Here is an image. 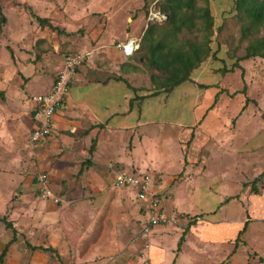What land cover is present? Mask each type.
Masks as SVG:
<instances>
[{"label":"crops","instance_id":"crops-1","mask_svg":"<svg viewBox=\"0 0 264 264\" xmlns=\"http://www.w3.org/2000/svg\"><path fill=\"white\" fill-rule=\"evenodd\" d=\"M2 1L0 5L4 21L0 23V100L13 107L11 110L14 109V127L17 128V133L11 137V141L16 138L18 141L24 139L25 152H18L21 161L17 166L21 163V171L24 172L22 183L12 180L18 179V173L9 178L5 171H0V210L5 214L12 202V182L17 189L21 185L19 192L22 194L16 199L9 216L16 220L13 226L26 237L27 246L41 247L42 249H37L41 254H56L58 244L70 235V244L73 241L82 245L86 259L84 264H119V245L123 246L124 243L128 250L145 252L146 264H264V182L261 181L263 190L259 188L254 193L250 186V193L246 192L241 181L250 180L253 174L250 172L244 177L247 169L244 171L239 167L234 173L238 177L236 183L240 190L239 193L232 192L230 185H234L233 175L223 166L224 161L222 160L217 170L210 168L215 155H219V160L226 155L225 149L230 151L227 156H232L235 161L230 145H216L214 151L206 153L207 157H201L197 148L198 137L188 142L189 145L185 144L196 132L192 126L197 122L196 118L201 110L196 117L193 116L189 125L178 122V131L172 137L170 131H167L169 120L164 114L163 106L173 89L151 94L153 89L150 81L147 84V77L140 81L143 74L134 73L131 68L127 69L129 72L121 74L103 65L104 62L110 64L108 55L120 60V64L124 61L123 58L127 60L129 56L109 45L115 39H138L141 29L135 34L130 30L124 31L120 37L106 40L103 39V32L94 42V49L87 58V63H93L95 53L97 55L103 52L101 67L87 66L84 60L69 85L67 95L53 115L51 134L38 142H31L29 136L38 122L33 117L34 104L30 97L50 91L54 76L52 73L63 66L59 51L61 45H51L54 55L47 52L49 59L55 57L53 62L47 65L45 61H35L36 41L40 42L43 54L47 46L42 47V43L45 44L46 40L28 36L25 25L29 21L18 12H15L16 26L10 27ZM34 4L42 5L43 10H54L52 0H30L26 3L32 8H35ZM82 9L84 18L80 25L87 26L91 21L85 18L88 16L86 8ZM53 22V19L50 20L51 24ZM32 28L31 31L36 29ZM63 30L68 34L67 29ZM56 35L61 34L56 32ZM72 39L74 40L62 47L74 50L78 48L87 54L88 49L83 46L86 42L84 36ZM105 53L108 55L105 56ZM45 56L43 54L44 58ZM117 68L119 69V64ZM135 80L140 81V84L135 85ZM187 91L190 90L187 88L182 94L187 95ZM20 110L22 116L17 119L16 111ZM92 144L94 146L90 150ZM13 161L14 157L6 159V163L3 160V163L11 167ZM174 162L179 163L176 173H183V177L175 178L178 182L173 180L175 174L169 173L173 170ZM14 164L16 163L13 166ZM1 167L4 168L3 165ZM119 167L134 171L150 168L160 172L162 180L155 182L151 190L161 197L163 211L166 214L176 211L181 214L183 221L192 222L183 223L179 219L178 225L157 224L152 226L146 239H126L123 218L133 215L141 226L144 216L135 198L131 199L127 195V191L131 189L112 185L114 169ZM251 167L252 164L248 169ZM260 171H256V175ZM42 172L48 175L50 189L60 197V202L54 203L49 199L40 200L36 197V176ZM177 188H181L180 194L177 193ZM216 195L219 205L212 212L205 210L204 215L203 209H209L207 205L211 197ZM244 195L246 201L254 200L256 203L255 212L243 205V219L237 221L221 211L231 197L235 199L239 196L242 205ZM133 203L135 206L130 207ZM68 221L73 228L66 232ZM75 223L76 228L73 226ZM241 231L243 232L237 241ZM10 235L8 239H11L12 232ZM181 237L182 242L177 249ZM8 239L5 233L3 244ZM145 243L148 247L143 250ZM138 253L137 258L141 262ZM123 264L135 262L127 260Z\"/></svg>","mask_w":264,"mask_h":264},{"label":"rangeland","instance_id":"rangeland-1","mask_svg":"<svg viewBox=\"0 0 264 264\" xmlns=\"http://www.w3.org/2000/svg\"><path fill=\"white\" fill-rule=\"evenodd\" d=\"M1 1L2 0H0V2ZM28 1L30 0H3L2 3L5 6L4 14L7 16L10 27L16 26L15 23L17 22V18L15 12L20 13L26 18V21H29L25 25L27 29L26 34L28 36H35L38 40L44 38V40L47 41H45V44L42 43V47L47 46V48L44 49V55L47 56V52L52 53V46L55 44L61 45L59 50L60 56L62 57L61 60H64L68 55L78 53L86 55L78 48L74 50L71 48L64 49V47H62L65 44L67 45L71 40H74L72 37L84 36L86 42L83 46L88 49L86 51L88 55H86V62H84V64H87V66L101 67V62H103L101 59L104 57L103 52L96 55L93 50L95 53V60L93 63H87V58H89V54H91L92 49H94V42L102 36L103 32V39L106 40L110 37H120L121 33L124 31L130 30L131 33L135 34L141 29V32L138 34L139 46L131 55H128L129 57L126 58L127 60L123 58L124 61L120 64V60L117 61V59L110 57L106 52L105 56L108 55L107 59L110 64L104 62L103 65L109 70L119 71L121 74L129 72L127 69L131 68L134 73L139 72L143 74L144 77L140 76L142 78L140 80L141 82L146 76L148 85L150 81V73H159L157 70L150 68L145 60L140 57L145 53V49H140V40L142 34L146 31L149 22L155 23V25L164 24L166 15H156L159 13V5L157 4L162 0H52L54 5L53 11L43 10L42 5L39 4H34V6H36L35 8H32L26 5ZM198 4H203L202 0H199ZM208 4L213 15V27L211 33L208 35L210 52L205 60H203L201 64L191 72L192 80L187 81V83L183 82L174 87L165 100V106H163V109L167 120H169L167 131H170L173 137L178 131L176 128L178 122H186V124L188 123L187 125H189L193 121V116L195 115L196 117L201 110V114L196 118L197 122L195 121L192 126V129L196 132L192 138H189L188 141L185 142V144L187 145L188 142L190 143L198 137L197 148L198 152L201 153V157L205 155L207 157L208 153L214 151L213 149H215L216 145H230L231 152L235 154V161H233L232 156H227L230 151L225 149L224 153L226 155L220 160L218 159L219 155H215V165L212 163L210 168L217 170L223 160V166H225L227 171L233 175L232 179H234V181H232V184L234 185H230V190L235 193H239L240 187H238V184L236 183L238 177L235 175L234 171L238 170L239 167H242L244 171L247 169L246 173L243 175L244 177L252 172L253 176L252 178L250 177V180L241 181L242 187L246 188V192L250 193L248 189L252 186L250 185V182L257 176L255 172H258L259 170H261L260 172L264 171V58L254 57L240 60L239 67L233 68L232 71H225V68L231 67L235 60L244 54L246 41L240 36L239 23L237 22L233 11V0H208ZM83 7L86 8V15L88 13V16L85 18L91 21V24L89 23L87 26L80 25L84 18ZM36 9H41L42 11H37ZM1 11L3 13L2 8ZM35 15H45L44 17L48 16L50 20H54L52 23L53 25H57L62 29H67L68 34H65V36L64 34L56 35L54 30L49 29L47 26L39 25L35 20ZM29 24L31 26H29ZM32 27H36V29L31 31V29H33ZM155 28L158 29V26L154 27V29ZM165 29L166 31L169 30V28L163 26L162 29H158L155 34L159 33L158 35H161L164 33L163 30ZM194 30L195 29H193L192 32H184L186 39H191L196 36V39L198 38L202 41L200 34ZM126 40L115 39L114 41H111L109 46L118 49L116 43L125 42ZM39 44L40 42L36 41L35 46H37V48L34 47L36 54L35 61H45L48 65L49 62L55 60V57L52 56L54 59H49L48 56H45V59ZM89 47L91 48L89 49ZM84 51L85 50H83V52ZM52 54L54 55L55 53ZM33 56L35 55L33 54ZM118 64L119 69L117 68ZM56 72L57 71H54L52 73L54 74L53 80ZM128 78L132 79L130 76H128ZM140 81L135 80L134 82L136 84H134H140ZM130 82L132 83V80ZM201 83L209 85V87H200L199 84ZM150 87L154 90V85L151 81ZM186 87L190 90L187 91V95L182 94L184 90H187ZM195 97L196 99H194ZM11 108L13 107L8 106L4 101L0 100V171H5L9 178H13L15 174L18 173V179L12 180L20 181L22 183L24 172L21 171V168L23 166L21 163L20 166L17 165L18 162L21 161L18 152H25L23 146L25 140L22 139L21 141H18L16 138L15 141H11V137L17 133V128L14 127V109H12V111ZM16 112L18 115L17 119H19V116H22V110ZM11 113H13L12 116ZM221 135L222 137H220ZM218 136L221 139L218 138ZM218 150L221 151L220 148H218ZM12 157H14V161L11 162V167L13 169L3 163V160H5L6 163V159L10 160ZM226 159H230V161H227ZM13 163L16 164L13 166ZM250 164H252V167L249 170L248 166H250ZM2 165L4 168L1 167ZM178 166L179 163L177 164L174 162L173 170H170L169 172L170 174H175L173 180L176 182L178 181L175 178L183 177V173H176ZM259 173L257 174L259 175ZM261 181L264 182L263 179ZM18 186L19 188L17 189L15 183L12 182V202H10L9 207L6 208L7 210L5 214L0 210V216L5 215L7 219L12 222V225L13 223H16V220L10 217L9 214L12 212L11 209L14 208L16 199L22 194L19 192L21 185ZM254 186L258 189H262L261 182L256 183ZM180 192L181 188L177 193L180 194ZM127 193L128 197H131V199L134 198L133 190L127 191ZM222 194L224 195V193ZM216 197L217 195L211 197L209 204L207 205L209 209H203L204 215L206 212L205 210L212 212L216 209L214 207L219 205V200L217 201L215 199ZM51 201L54 203L58 202L53 199H51ZM201 203L202 202H200V204ZM240 203L239 196L235 199L231 197L223 205L224 207L221 208V211L225 212L230 219H236L237 221L240 218L243 219L241 217L243 205L248 206L251 212H255L254 210L256 209L254 206L256 203L254 200L248 202L244 195L242 205ZM133 206H135V203L132 205L130 204V207ZM197 209L198 208H193V210ZM167 215L170 218H173L171 217L173 215L181 217V214L176 211L167 213ZM212 216L214 215L212 214ZM122 221L124 222V232L125 234L127 233V236L125 235L127 237L126 239L132 240L134 235L133 231L138 233V230L141 228L139 225L140 221L136 220L133 215L126 216ZM1 224L4 225L2 222L0 223V227H2L0 229V253L3 246H5L7 242L9 243L10 239H8V237L11 236L10 233L12 232L10 228H5V226H1ZM75 225L73 226L76 228L77 224L75 223ZM15 227L16 226L14 225V228ZM72 228L71 222L68 221V231L66 232L71 231ZM16 232V241L8 245V250L2 264H84V261H86L84 258L85 253L81 249L82 245L73 241L70 244V235L66 236L67 238L61 240L58 244L56 254H41V251L32 250L27 246L26 237L22 233H19L18 230H16ZM5 233L8 241L3 244ZM129 240L127 242H129ZM33 243L35 244V241H33ZM137 253L138 251L134 252L133 250H128L127 244L125 243L123 246L119 245V264H123L127 260L131 263L135 262V264H143V262H139ZM78 255L79 257L77 258Z\"/></svg>","mask_w":264,"mask_h":264},{"label":"trees","instance_id":"trees-1","mask_svg":"<svg viewBox=\"0 0 264 264\" xmlns=\"http://www.w3.org/2000/svg\"><path fill=\"white\" fill-rule=\"evenodd\" d=\"M199 0H162L157 5L159 11L166 15L163 25H155L149 22L146 31L140 40V49H145V53L140 57L145 60L150 68L159 73H150L149 78L154 85L151 94L159 91L168 92L183 82L191 81V72L201 64L210 52L209 33L213 27V15L211 13L208 0H202L203 4H198ZM233 11L239 23L240 36L246 41L244 54L237 58L225 71H232L239 67V61L254 57L264 58V0H233ZM35 20L40 25H47L58 34H66L62 28L50 23L48 17L35 15ZM4 21V16L0 7V23ZM167 27L169 30L163 34H155L158 29ZM195 29L202 37V41L196 36L187 38L184 32H192ZM224 70V69H223ZM200 87L208 88L209 85L199 84ZM218 95V93H217ZM2 97V94L0 93ZM264 116V115H263ZM93 144L91 149H93ZM264 178V171L254 177L250 182L251 190L256 193L258 188L254 185ZM196 216H194L195 218ZM5 228H10L12 237L0 253V263H3L8 250V245L17 238V232L12 222L6 216H0ZM192 222V221H191ZM244 230V229H242ZM243 231L239 232L237 241ZM182 238H180L177 249H179ZM32 250L41 247L28 245ZM42 249V248H41ZM47 250V249H44Z\"/></svg>","mask_w":264,"mask_h":264},{"label":"built area","instance_id":"built-area-1","mask_svg":"<svg viewBox=\"0 0 264 264\" xmlns=\"http://www.w3.org/2000/svg\"><path fill=\"white\" fill-rule=\"evenodd\" d=\"M156 15L160 16L161 13L159 12ZM138 46V39L135 38H128L125 42L116 43V47L126 56L131 55ZM86 55L78 53L66 56L63 60L62 68L55 74L50 91L45 94L31 96V101L34 103L33 117L38 122L35 129L31 132V142H38L51 134L53 115L61 104L62 99L67 95L69 85L75 77L77 69L86 59ZM109 165L112 167L111 164ZM161 180L162 174L150 168L138 172L123 167H119L116 170L114 169L112 185L114 187L133 190L134 198L140 204L141 210L143 211L144 222L138 233H134L132 241L137 237L146 239L154 225L161 223L178 225V220H182V216L178 217L173 215L171 216L173 218H170L161 207V197L153 194L151 190L152 186L155 182ZM36 191L40 200L53 199L54 201L60 202V197L55 195L50 189L48 175L45 172L39 173L36 176ZM188 222L187 220L183 221V223ZM146 247H148L147 243L144 244L143 250H145ZM145 255L143 251H140L138 255L143 264H146Z\"/></svg>","mask_w":264,"mask_h":264},{"label":"water","instance_id":"water-1","mask_svg":"<svg viewBox=\"0 0 264 264\" xmlns=\"http://www.w3.org/2000/svg\"><path fill=\"white\" fill-rule=\"evenodd\" d=\"M161 14H163V12L162 11H159Z\"/></svg>","mask_w":264,"mask_h":264},{"label":"clouds","instance_id":"clouds-1","mask_svg":"<svg viewBox=\"0 0 264 264\" xmlns=\"http://www.w3.org/2000/svg\"><path fill=\"white\" fill-rule=\"evenodd\" d=\"M191 221H189L188 223H190Z\"/></svg>","mask_w":264,"mask_h":264}]
</instances>
